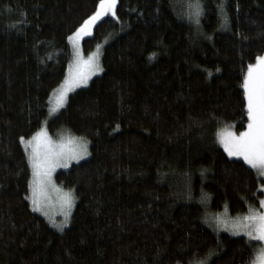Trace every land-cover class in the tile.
Segmentation results:
<instances>
[{
    "label": "trees",
    "instance_id": "trees-1",
    "mask_svg": "<svg viewBox=\"0 0 264 264\" xmlns=\"http://www.w3.org/2000/svg\"><path fill=\"white\" fill-rule=\"evenodd\" d=\"M98 3L0 0V264H250L256 243L207 219L263 195L262 177L216 132L246 127L241 85L264 53V0H199V17L193 0H117L82 40L84 54L103 43L101 72L47 117L68 37ZM45 119L88 146L55 173L75 197L63 230L27 198L20 138Z\"/></svg>",
    "mask_w": 264,
    "mask_h": 264
},
{
    "label": "snow or ice",
    "instance_id": "snow-or-ice-1",
    "mask_svg": "<svg viewBox=\"0 0 264 264\" xmlns=\"http://www.w3.org/2000/svg\"><path fill=\"white\" fill-rule=\"evenodd\" d=\"M116 3L117 0H99L96 10L83 21L68 39L76 44L80 37L87 34L102 16L107 13L115 15L113 9ZM190 7L193 9L191 13L193 17L201 15L199 0H193ZM221 15L222 23L226 24V14L221 13ZM94 71H101L97 54L90 53L87 59H83L77 46L75 64L70 65L68 74L65 76L56 97V106L50 111H55L56 108L62 106L71 88L78 84H86L89 75ZM241 87L243 88L244 106L247 112V126L239 135L230 129L220 130L217 132V139L229 157H241L247 165L258 170L259 175L264 176V56H257L256 63H250L247 66ZM20 139L25 145L26 152L29 146L32 149L31 152L27 153L32 170V177L29 180L30 195L27 198L34 210L43 211L44 196L51 185L52 170L60 163L67 167L68 160H78L82 155L86 156L88 154L87 142H81L75 149H69L63 142L54 145L51 141L46 140V133L43 128L34 133L33 137L27 141L24 137ZM41 144L46 145L43 152L40 150ZM51 186L58 194V200L65 216V219L55 226L62 228V225L68 222L67 216L71 211L74 196L71 190ZM261 187L264 188V185ZM260 205L264 207V198L260 200ZM45 214L47 215V213ZM215 219L218 227H223L234 235L243 233L249 238V242L254 239L264 241V212L250 209L249 214L243 217L221 219L217 216ZM197 264H206V258L198 261ZM252 264H264V248L256 253Z\"/></svg>",
    "mask_w": 264,
    "mask_h": 264
},
{
    "label": "rangeland",
    "instance_id": "rangeland-1",
    "mask_svg": "<svg viewBox=\"0 0 264 264\" xmlns=\"http://www.w3.org/2000/svg\"><path fill=\"white\" fill-rule=\"evenodd\" d=\"M114 11V9H113ZM107 14H112V13H107ZM105 14V15H107ZM104 15V16H105ZM103 17V16H102ZM101 17V18H102ZM100 18V19H101ZM98 21V20H97ZM96 21V22H97ZM95 25V24H94ZM93 25V26H94ZM93 26L91 28V30L85 34V35H82L80 37V39L76 42V44L73 43V41H70L68 39V42H69V45H70V59H69V63H68V66H67V69L65 71V74H64V78L63 80L53 89L52 93L50 94V99H49V105H48V116H52L54 115L60 107L56 108L55 111H50V109L54 108L56 106V97L59 93V90H60V87L62 85V83L64 82V79H65V76L68 74V71H69V67L70 65H74L75 64V59H76V47L78 46L79 48V54L80 56L83 58V59H87L89 54L90 53H95L97 54L98 56V62H99V66L101 68V63H100V57H101V53H102V48H103V43H99L97 44L94 49L88 53V54H84L83 52V49H82V40L84 37L86 36H89L91 33H92V30H93ZM76 31V30H75ZM74 31V32H75ZM73 32V33H74ZM70 36V35H69ZM99 46V47H98ZM261 56H264V53L261 55ZM256 63V61L254 62ZM252 63V64H254ZM247 71V70H246ZM101 71L99 72H92L91 75H89L88 77V80H87V83L86 84H78L77 86L71 88V90L67 93V96L70 92H72L73 90H75L76 88H79V87H82V86H85L88 84V82L96 75H98ZM67 96H66V99H67ZM66 99H65V102H66ZM64 102V103H65ZM247 126V124H246ZM41 128L44 129L45 133H46V140L48 141H51L52 144L54 145H59L60 143H65V145L69 148V149H75L77 148V146L81 143V142H84L86 141L83 137H80V136H77L73 133H71L70 131H68L67 129L65 128H60L58 129L57 131H54V132H51L49 131V128H48V124H47V119H45L41 125V127L35 132L37 133ZM246 128V127H245ZM245 128L241 131H244ZM226 129H230L231 131L235 132L230 126H224V127H221L218 131L220 130H226ZM217 131V132H218ZM240 131V132H241ZM217 132H216V139H217ZM240 132H235L237 135H239ZM33 137V134L28 137V138H25V141H27L29 138H32ZM218 141V139H217ZM219 142V141H218ZM24 145V144H23ZM221 145V144H220ZM222 146V145H221ZM25 147V145H24ZM45 147L46 145L45 144H41L40 145V150L41 152H43L45 150ZM223 147V146H222ZM224 149V148H223ZM31 146H29L28 150H27V153L28 152H31ZM87 152H88V146H87ZM88 155V154H87ZM86 155V156H87ZM85 155H82L80 157V159L78 160H73V159H70L67 161V167H64L63 166V163H60L58 164L51 172V185H54L55 188H59V189H63V190H70V189H67L65 187H63L62 185H60L56 178H55V173L59 170V169H67L72 163L74 162H77V161H80L82 159H84L86 157ZM28 157V155H27ZM235 157V156H233ZM235 158H240L242 159L241 157H235ZM30 170H31V167H30ZM256 170V169H255ZM258 172V170H256ZM261 176V175H260ZM32 177V170H31V176H30V179ZM263 181H264V176H261ZM49 186L48 189L46 190V193H45V196H44V203H43V211H36L34 210V208L31 206V208L41 214L42 216H44L46 218V220L57 230H63L65 227L68 226L69 224V221H70V217H71V214L73 212V209H74V206H75V197H74V202H73V205H72V208H71V211L69 213V215L67 216V223L66 224H63L62 225V228H57L55 225L56 224H60L64 219H65V216L63 215V210L60 206V203H59V200H58V194L56 191L53 190L52 186ZM263 185H264V182H263ZM263 190V195H262V198H264V188H262ZM30 195V191L28 193V196ZM74 196V195H73ZM261 198V199H262ZM29 200V199H28ZM30 202V200H29ZM30 205H31V202H30ZM257 212H264V207H261L260 203H259V206L255 209H253ZM47 213V215L45 214ZM246 214H249V211L246 212V213H242V214H230L227 210H222V211H218V212H212L211 214H209V220L207 219L208 222H210L211 224V227L214 229V231L216 232H225V233H228V234H232L230 231L226 230L225 228L223 227H218L217 226V223H216V217L219 216L221 217V219H225V218H228V219H234V218H237V217H243L244 215ZM234 235V234H232ZM236 235H244L243 233H240V234H236ZM245 236V235H244ZM247 237V236H246ZM255 243H256V246H255V251H254V255H253V260L252 262L254 261L255 259V256H256V253L260 251L261 248H264V241H260L258 239H254L253 240ZM252 262L250 264H252ZM192 264H197V262L195 263H192Z\"/></svg>",
    "mask_w": 264,
    "mask_h": 264
}]
</instances>
